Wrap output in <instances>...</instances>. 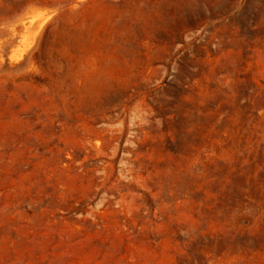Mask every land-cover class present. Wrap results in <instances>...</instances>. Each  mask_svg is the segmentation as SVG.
Segmentation results:
<instances>
[{
	"label": "rangeland",
	"instance_id": "374dc122",
	"mask_svg": "<svg viewBox=\"0 0 264 264\" xmlns=\"http://www.w3.org/2000/svg\"><path fill=\"white\" fill-rule=\"evenodd\" d=\"M0 264H264V0H0Z\"/></svg>",
	"mask_w": 264,
	"mask_h": 264
}]
</instances>
